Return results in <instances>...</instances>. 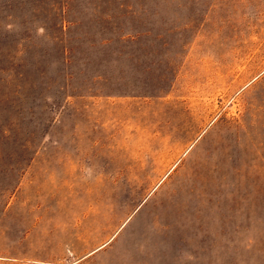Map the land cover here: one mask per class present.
<instances>
[{
    "label": "rangeland",
    "instance_id": "rangeland-1",
    "mask_svg": "<svg viewBox=\"0 0 264 264\" xmlns=\"http://www.w3.org/2000/svg\"><path fill=\"white\" fill-rule=\"evenodd\" d=\"M0 264H264V0H0Z\"/></svg>",
    "mask_w": 264,
    "mask_h": 264
},
{
    "label": "trees",
    "instance_id": "trees-1",
    "mask_svg": "<svg viewBox=\"0 0 264 264\" xmlns=\"http://www.w3.org/2000/svg\"><path fill=\"white\" fill-rule=\"evenodd\" d=\"M155 95V94H154Z\"/></svg>",
    "mask_w": 264,
    "mask_h": 264
}]
</instances>
